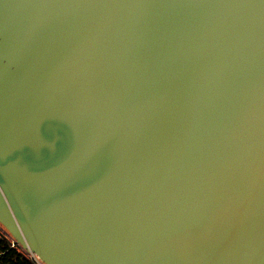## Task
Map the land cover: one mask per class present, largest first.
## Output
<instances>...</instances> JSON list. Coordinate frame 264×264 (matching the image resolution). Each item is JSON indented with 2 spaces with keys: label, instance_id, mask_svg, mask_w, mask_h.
<instances>
[{
  "label": "water",
  "instance_id": "water-1",
  "mask_svg": "<svg viewBox=\"0 0 264 264\" xmlns=\"http://www.w3.org/2000/svg\"><path fill=\"white\" fill-rule=\"evenodd\" d=\"M0 227L44 264H264V0H0Z\"/></svg>",
  "mask_w": 264,
  "mask_h": 264
},
{
  "label": "trees",
  "instance_id": "trees-1",
  "mask_svg": "<svg viewBox=\"0 0 264 264\" xmlns=\"http://www.w3.org/2000/svg\"><path fill=\"white\" fill-rule=\"evenodd\" d=\"M0 253L3 264H35L21 247L12 245L10 235L1 228Z\"/></svg>",
  "mask_w": 264,
  "mask_h": 264
},
{
  "label": "built area",
  "instance_id": "built-area-1",
  "mask_svg": "<svg viewBox=\"0 0 264 264\" xmlns=\"http://www.w3.org/2000/svg\"><path fill=\"white\" fill-rule=\"evenodd\" d=\"M1 228V227H0ZM2 229V228H1ZM11 242H12V245H14V246H17L16 245V243H15V241L11 238ZM19 247V246H18ZM22 249V248H21ZM22 251L25 253V254H27L29 257H30V259L35 263V264H44L43 262H41L40 260H39V258L37 257V256H35V255H33V254H31V253H29V252H26L25 250H23L22 249ZM1 256H2V254L0 253V264H3L2 263V261H1Z\"/></svg>",
  "mask_w": 264,
  "mask_h": 264
}]
</instances>
